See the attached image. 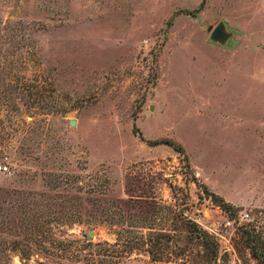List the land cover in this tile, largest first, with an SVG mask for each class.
<instances>
[{
    "label": "rangeland",
    "instance_id": "rangeland-1",
    "mask_svg": "<svg viewBox=\"0 0 264 264\" xmlns=\"http://www.w3.org/2000/svg\"><path fill=\"white\" fill-rule=\"evenodd\" d=\"M0 163V264H263L264 0H0Z\"/></svg>",
    "mask_w": 264,
    "mask_h": 264
},
{
    "label": "trees",
    "instance_id": "trees-1",
    "mask_svg": "<svg viewBox=\"0 0 264 264\" xmlns=\"http://www.w3.org/2000/svg\"><path fill=\"white\" fill-rule=\"evenodd\" d=\"M149 144L156 145L159 143H167L173 147H175L179 151H183V146L175 142L170 138H155L148 141ZM205 191H209L206 186H204ZM213 199V201L217 202V204L229 214L234 216L236 211L238 210L231 202L225 200L221 195L209 191L208 192ZM183 229L186 232L187 240L195 239L201 242L204 247H208L210 249V258L216 257L218 244L216 240L213 238L211 234H209L204 228H202L197 222L191 219H186L182 224ZM244 233V231H242ZM251 241L253 244L251 245L253 253L263 262L264 264V250L262 249V245H260V241L257 237H251ZM170 234L168 232H158L147 241V250L153 258H160L162 253L169 246Z\"/></svg>",
    "mask_w": 264,
    "mask_h": 264
},
{
    "label": "water",
    "instance_id": "water-1",
    "mask_svg": "<svg viewBox=\"0 0 264 264\" xmlns=\"http://www.w3.org/2000/svg\"><path fill=\"white\" fill-rule=\"evenodd\" d=\"M227 37H228V32L225 30L224 23L222 21L218 22L212 28L211 33H210V38L215 40V41L224 42ZM74 122L75 121L73 119H69V123L71 125H73ZM222 257L224 258L225 255H223Z\"/></svg>",
    "mask_w": 264,
    "mask_h": 264
},
{
    "label": "built area",
    "instance_id": "built-area-1",
    "mask_svg": "<svg viewBox=\"0 0 264 264\" xmlns=\"http://www.w3.org/2000/svg\"><path fill=\"white\" fill-rule=\"evenodd\" d=\"M8 166L5 163H0V170L5 171L7 170Z\"/></svg>",
    "mask_w": 264,
    "mask_h": 264
}]
</instances>
